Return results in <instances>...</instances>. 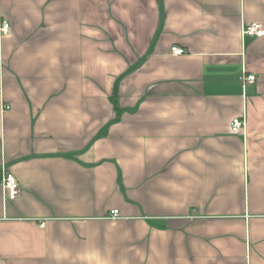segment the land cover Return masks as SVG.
<instances>
[{
	"label": "crops",
	"instance_id": "0c3cea01",
	"mask_svg": "<svg viewBox=\"0 0 264 264\" xmlns=\"http://www.w3.org/2000/svg\"><path fill=\"white\" fill-rule=\"evenodd\" d=\"M2 20L0 264H264V36L242 34L264 0H0Z\"/></svg>",
	"mask_w": 264,
	"mask_h": 264
},
{
	"label": "built area",
	"instance_id": "2783aa9c",
	"mask_svg": "<svg viewBox=\"0 0 264 264\" xmlns=\"http://www.w3.org/2000/svg\"><path fill=\"white\" fill-rule=\"evenodd\" d=\"M10 30V24L6 20H2L0 22V35L7 36ZM243 36L247 37H263L264 36V29L261 24L252 23L244 25L242 28ZM171 53L174 56L183 55L185 51L179 47H173L171 49ZM240 82L243 87L253 84L255 82V76L253 75H245L243 74L240 78ZM8 106H3V110H9ZM245 127V122L242 119L235 118L230 123V130L232 133H239L243 131ZM2 188L5 192V196L7 200L13 201L20 198L22 190L18 184L17 179L15 176L9 172L3 171L2 174ZM118 216V211L114 210L110 212V219L114 220ZM44 226V225H41Z\"/></svg>",
	"mask_w": 264,
	"mask_h": 264
}]
</instances>
